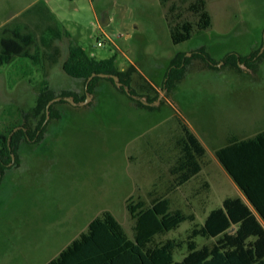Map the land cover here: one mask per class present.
<instances>
[{
  "label": "rangeland",
  "instance_id": "374dc122",
  "mask_svg": "<svg viewBox=\"0 0 264 264\" xmlns=\"http://www.w3.org/2000/svg\"><path fill=\"white\" fill-rule=\"evenodd\" d=\"M187 5L182 0H0V37L18 28L34 39L31 56L0 61V124L12 120L16 109L32 111L43 79L55 92H83L82 80L62 69L71 43L97 58L115 54L123 69L133 62L136 92L157 95L153 108L140 107L100 81L86 102L58 105L61 116L50 121L40 140L21 142L17 163L13 159L0 180V264H38L104 209L131 234L126 204L149 203L163 194L172 208L193 213L194 219L187 217L159 237L186 240L210 210L237 195L215 150L231 131L264 126V0H206L210 26L173 43L167 19L179 12L195 21ZM201 47L212 66L194 56L167 91L163 77L174 53L191 55ZM257 49L261 57L240 61L239 69L224 61L230 52L248 58ZM34 114H29L31 126L40 115ZM184 123L205 153L200 172L168 191V167ZM194 240L200 247L214 238ZM186 251L184 242L174 259Z\"/></svg>",
  "mask_w": 264,
  "mask_h": 264
},
{
  "label": "trees",
  "instance_id": "16d2710c",
  "mask_svg": "<svg viewBox=\"0 0 264 264\" xmlns=\"http://www.w3.org/2000/svg\"><path fill=\"white\" fill-rule=\"evenodd\" d=\"M166 1L160 0L162 4ZM182 1L188 2L186 9L196 16V20L182 18L179 12L168 17L167 25L173 43L189 39L193 30H202L211 24L206 0ZM174 8L176 6L173 3L170 10L173 11ZM66 33L68 34V31ZM33 41L30 32H21L18 28L10 29L9 35L0 37V61L7 63L14 56H31L28 49ZM258 51L259 49L250 54L249 59L230 52L224 56V61L239 69L240 61L248 63L250 59H259L261 54L258 55ZM194 56L202 58L208 66H212L213 60L202 47L191 55L176 51L163 77V85L167 91L182 77L186 65ZM62 69L66 74L82 80L83 92L80 95L72 89L55 92L48 81L43 79L32 111L16 109L12 120L0 124V180L11 167V153L14 154V163H17L21 142L40 140L50 121L61 116L58 105L74 106L63 96H72L74 101L83 100L86 91L95 93L98 83L107 81L131 98L136 106H155L152 103L157 95L138 93L132 86V74L137 72L135 65L131 63L125 69L119 68L115 54L97 58L89 55L82 46L71 43L62 62ZM93 72L118 75L122 84L128 86L129 93L123 86H117L112 77L98 75L89 80L85 90V81ZM131 94L145 96L148 103ZM56 96L61 98L49 105V116L44 122L46 104ZM89 105L90 102L84 106ZM32 112L34 115L40 113L33 126L29 120V114H33ZM15 127L18 128L14 130ZM181 129L182 135L176 139L177 154L168 167V191L176 189L200 172V159L205 153L204 146L185 123ZM260 148L262 154L253 157L254 149L258 151ZM215 155L264 220V131L253 138L235 141L227 146L222 145L215 150ZM151 194L153 195L150 193V196ZM126 208L133 221L131 236L112 212L104 209L100 214L93 216L86 229L46 264H264V225L259 221L256 212L240 196L225 197L222 206L208 212L202 225L192 227L186 240L159 237L178 226L187 217L194 219L193 213L185 214L179 207L172 208L168 195L151 197L149 203L141 199L131 201L126 204ZM197 235L212 237L214 240L198 247L194 240ZM184 242L187 251L180 260H175L174 250L182 247Z\"/></svg>",
  "mask_w": 264,
  "mask_h": 264
},
{
  "label": "crops",
  "instance_id": "0c3cea01",
  "mask_svg": "<svg viewBox=\"0 0 264 264\" xmlns=\"http://www.w3.org/2000/svg\"><path fill=\"white\" fill-rule=\"evenodd\" d=\"M46 27H48L49 29H55V25L54 24H51V23H48V24H46L45 25ZM116 63H117V59H116ZM132 64H134L133 62H131ZM130 63V64H131ZM118 65V64H117ZM119 66V65H118ZM119 68H121V69H123L121 66H119ZM264 131V126L262 127V129L260 128V130L258 129V130H249V129H242V130H236V131H231L230 133H228L227 134V136H226V138H225V142H224V144L223 145H225V146H227L228 144H233V143H235V141H243V140H247V139H250V138H253V137H255L258 133H260V132H263ZM222 146V145H221ZM220 147V146H219ZM254 155H253V157H256V156H258L259 154H262V150H261V148L260 149H258V151H256L255 149H254ZM223 167V166H222ZM224 169V168H223ZM225 170V169H224ZM226 171V170H225ZM227 172V171H226ZM227 174L231 177V175L227 172ZM231 179L233 180V178L231 177ZM233 182H234V186L236 187V189H237V191H238V193H237V195L236 196H240L243 200H244V202L245 203H247L248 204V206L253 210V211H255L256 212V210H255V208L253 207V205L251 204V202L249 201V199L246 197V195L243 193V191L241 190V188L236 184V182L233 180ZM256 215H257V217H258V219H259V221L262 223V225H264V220L261 218V216H259L258 214H257V212H256ZM89 222V221H88ZM88 222H87V224H88ZM86 227H87V225H86ZM86 229V228H85ZM84 229V230H85ZM84 230H80L79 231V233L81 232V231H84ZM79 233H78V235H79ZM77 235V236H78ZM129 236H131V234H128ZM77 236H75V237H77ZM75 237H73V238H69L68 240H66V241H68V242H66V241H64L59 247H58V251H56V253H54L53 255H51V256H49V257H47V258H45V259H43L42 261H40L38 264H46L49 260H51L52 258H54V257H56L58 254H59V252L64 248V247H66V245L67 244H69L70 242H71V240L72 239H74ZM66 243V244H65ZM64 245V246H63ZM62 247V248H61ZM61 248V249H60ZM60 249V250H59Z\"/></svg>",
  "mask_w": 264,
  "mask_h": 264
},
{
  "label": "water",
  "instance_id": "95a60500",
  "mask_svg": "<svg viewBox=\"0 0 264 264\" xmlns=\"http://www.w3.org/2000/svg\"><path fill=\"white\" fill-rule=\"evenodd\" d=\"M263 35H264V32H263ZM263 47H264V40H263L262 48H263ZM94 75H98V76H102V77H112L113 80H114V83H115L117 86H123L124 89H125V91H126L127 93H129V88H128V86L122 84V82L119 80L118 75H116V74H112V73H104V72H98V73L93 72V73H91V74L87 77V79H86V81H85V86H84L85 90L87 89V84H88L89 80H90ZM131 95H132L133 97H135V98H138V99L142 100L144 103H148L147 100L144 98V96H141V97H140V96H137V95H135V94H131ZM90 97H91V93L88 92V91H86V96H85V98H84L83 100H80V101H74V99H73L72 96H63V98H64L65 100H68L70 103H72V104H74V105H75V104H82V103L86 102ZM60 98H61V96H56V97H53L52 99H50V100L47 102V104H46V118H45L44 122L46 121V119H47L48 116H49V110H48L49 105H50L53 101L58 100V99H60ZM17 128H18V127H15L14 130L17 129ZM11 157H12V161H13V159H14V154H13V153H11Z\"/></svg>",
  "mask_w": 264,
  "mask_h": 264
},
{
  "label": "built area",
  "instance_id": "2783aa9c",
  "mask_svg": "<svg viewBox=\"0 0 264 264\" xmlns=\"http://www.w3.org/2000/svg\"><path fill=\"white\" fill-rule=\"evenodd\" d=\"M98 44H101V41H98Z\"/></svg>",
  "mask_w": 264,
  "mask_h": 264
},
{
  "label": "flooded vegetation",
  "instance_id": "af4514ba",
  "mask_svg": "<svg viewBox=\"0 0 264 264\" xmlns=\"http://www.w3.org/2000/svg\"><path fill=\"white\" fill-rule=\"evenodd\" d=\"M141 97V96H140Z\"/></svg>",
  "mask_w": 264,
  "mask_h": 264
}]
</instances>
